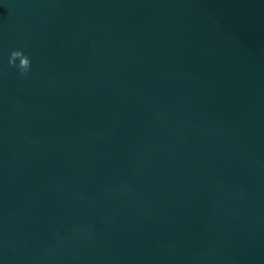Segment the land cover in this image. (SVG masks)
I'll return each instance as SVG.
<instances>
[{"label": "water", "instance_id": "1", "mask_svg": "<svg viewBox=\"0 0 264 264\" xmlns=\"http://www.w3.org/2000/svg\"><path fill=\"white\" fill-rule=\"evenodd\" d=\"M0 264H264V0H0Z\"/></svg>", "mask_w": 264, "mask_h": 264}]
</instances>
